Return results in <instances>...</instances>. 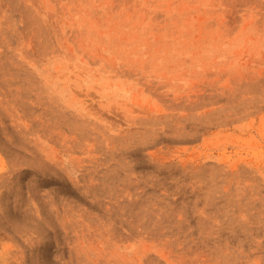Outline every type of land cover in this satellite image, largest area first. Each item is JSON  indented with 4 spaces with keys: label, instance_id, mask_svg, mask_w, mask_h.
<instances>
[{
    "label": "rangeland",
    "instance_id": "1",
    "mask_svg": "<svg viewBox=\"0 0 264 264\" xmlns=\"http://www.w3.org/2000/svg\"><path fill=\"white\" fill-rule=\"evenodd\" d=\"M0 264H264V0H0Z\"/></svg>",
    "mask_w": 264,
    "mask_h": 264
}]
</instances>
